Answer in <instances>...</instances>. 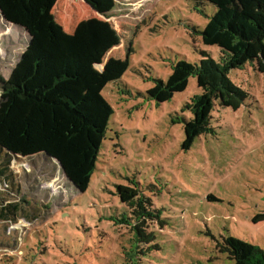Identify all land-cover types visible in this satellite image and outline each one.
<instances>
[{"label":"rangeland","instance_id":"rangeland-1","mask_svg":"<svg viewBox=\"0 0 264 264\" xmlns=\"http://www.w3.org/2000/svg\"><path fill=\"white\" fill-rule=\"evenodd\" d=\"M50 2L67 33L81 21L107 18L120 35L101 62L79 71H89L87 78L59 85L68 98L98 93L114 113L84 193L43 154L12 162L19 192L7 196L0 187V199L18 201L21 210L0 222V264H233L222 249L229 236L264 250V221L251 222L264 214V73L255 62L229 72L248 98L236 111L216 105L211 131L189 150L182 149L181 119L191 118L185 106L201 93L195 78L168 102L147 95L176 62L197 64L202 52L219 60L218 48L205 46L200 35L216 8L196 0H115L104 17L82 0ZM28 41L24 29L0 16L4 80ZM133 182L156 220L136 221L120 202L116 187ZM126 218L152 233L148 245L135 249Z\"/></svg>","mask_w":264,"mask_h":264},{"label":"trees","instance_id":"trees-1","mask_svg":"<svg viewBox=\"0 0 264 264\" xmlns=\"http://www.w3.org/2000/svg\"><path fill=\"white\" fill-rule=\"evenodd\" d=\"M50 1L38 5L30 0H0L3 21L24 29L29 36L8 79L0 77V187L7 196H17L19 192L12 162L38 154L46 157L42 160L55 162L64 179L84 193L114 113L98 93L68 98L60 93L59 85L87 78L89 71L82 76L79 71L87 64L101 62L120 45V35L107 18L81 21L67 33L51 13ZM82 1L104 17L115 7V0ZM196 1L216 8L200 35L205 46L218 48L219 60L202 52L197 64L176 62L167 79L154 80L147 91L150 100L162 104L184 92L189 79L195 78L201 93L185 106L191 118L181 119L183 150H189L198 137L211 131V113L216 105L236 111L248 98V93L229 78L231 70L255 62L258 72L264 73V0ZM116 190L136 221L157 219L136 182L132 186L118 185ZM0 203V222H11L21 210L18 201L6 200L3 205L0 199ZM126 219L135 233V249L140 244L148 245L152 233H146L140 223L132 226ZM262 221L264 214L251 218L254 224ZM223 241L222 249L233 264H264V250L258 246L232 236Z\"/></svg>","mask_w":264,"mask_h":264}]
</instances>
